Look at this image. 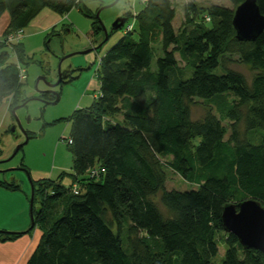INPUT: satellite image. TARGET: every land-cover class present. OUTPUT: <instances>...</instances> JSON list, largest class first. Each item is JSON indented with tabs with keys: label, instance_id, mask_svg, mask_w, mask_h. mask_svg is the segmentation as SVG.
Segmentation results:
<instances>
[{
	"label": "trees",
	"instance_id": "1",
	"mask_svg": "<svg viewBox=\"0 0 264 264\" xmlns=\"http://www.w3.org/2000/svg\"><path fill=\"white\" fill-rule=\"evenodd\" d=\"M83 1L0 0V19L9 15L4 38L45 10L63 17L75 7L101 36L98 16ZM138 1L134 17L123 15L133 17L131 30L99 58L97 97L68 118L70 184L62 185L64 173L30 180L33 226L0 232V241L38 228L25 264H216L224 235L220 264H264L221 221L226 204L264 206V32L254 42L236 39L233 10L245 0H229L233 9L185 4L178 30L173 0ZM256 3L264 16V0ZM6 48L17 64L8 63ZM22 55L20 41H0V99L18 98ZM232 64L249 67L250 80ZM39 97L59 100L51 91ZM196 101L208 108L198 119ZM94 169L104 172L91 177ZM169 173L195 188L168 190ZM0 188L19 191L14 182Z\"/></svg>",
	"mask_w": 264,
	"mask_h": 264
},
{
	"label": "rangeland",
	"instance_id": "2",
	"mask_svg": "<svg viewBox=\"0 0 264 264\" xmlns=\"http://www.w3.org/2000/svg\"><path fill=\"white\" fill-rule=\"evenodd\" d=\"M188 3L199 7L217 5L233 9L229 0H173L175 30L183 24V7ZM139 6L138 0H84L80 7H86L91 14L98 16L104 28L101 36L94 34L92 19L77 7L63 16L64 20L55 28L43 30L32 22L23 30L21 66L26 77L21 81L18 98L0 99V181L14 182L19 187L16 192L0 188V227H19L24 219L30 227V180H56L64 173L62 185L70 184L69 175L74 164L66 145L71 130L68 118L75 110L88 107L98 95L96 69L99 58L124 36L125 26L113 31V22L130 13L134 17ZM5 14L7 17L0 19V26L6 19L9 20V15ZM133 17L125 23L133 24ZM5 50L9 53L8 63L17 64L18 59L12 49ZM177 59L179 61L178 56ZM155 61L156 58L152 66ZM179 65H182L180 61ZM229 67L250 80L252 72L249 67L240 64ZM60 75L66 78H62L63 83L53 88L47 86L48 83H56ZM47 91L57 93L59 100L46 104L39 95ZM206 111L208 108L196 101L192 116L198 119ZM23 143L25 145L16 152ZM166 183L168 190L195 188L172 173L168 174ZM0 232L15 233L2 228ZM223 239L224 235L218 236L216 264H220L224 257Z\"/></svg>",
	"mask_w": 264,
	"mask_h": 264
},
{
	"label": "water",
	"instance_id": "3",
	"mask_svg": "<svg viewBox=\"0 0 264 264\" xmlns=\"http://www.w3.org/2000/svg\"><path fill=\"white\" fill-rule=\"evenodd\" d=\"M125 22L124 17L117 18L111 26L112 30L120 29ZM232 26L239 42L257 40L264 32V16L261 15L256 0H245L233 10ZM62 78L60 75L56 83H48L47 86L53 88L59 85ZM32 196L31 184V226H33ZM221 221L224 232L235 236L244 249H254L264 255V206L260 202L249 199L236 204H226L222 208Z\"/></svg>",
	"mask_w": 264,
	"mask_h": 264
},
{
	"label": "crops",
	"instance_id": "4",
	"mask_svg": "<svg viewBox=\"0 0 264 264\" xmlns=\"http://www.w3.org/2000/svg\"><path fill=\"white\" fill-rule=\"evenodd\" d=\"M5 17H7L6 14H4L1 17V20ZM63 20L64 17L59 18L54 13L45 10L37 18H35V20H33V25L41 26V29L47 30L50 28L51 29L55 28L56 25ZM7 23L9 24V20L6 19L3 23H1L0 26L1 42L4 39V34L8 27ZM22 223L23 224H21L19 227H12V228L0 227V228H2L3 230H9L16 233L25 232L29 225L27 220L25 219L22 221ZM40 236H41V232L39 231L38 228H36L30 235H23L17 240L5 241V242L0 241V264H25L28 256L36 247L40 239Z\"/></svg>",
	"mask_w": 264,
	"mask_h": 264
},
{
	"label": "built area",
	"instance_id": "5",
	"mask_svg": "<svg viewBox=\"0 0 264 264\" xmlns=\"http://www.w3.org/2000/svg\"><path fill=\"white\" fill-rule=\"evenodd\" d=\"M81 1L83 0H75V3L78 5ZM141 3H145V0H140ZM206 21H209V18H206ZM132 28V24L130 25H127L124 29V34L129 32ZM23 37V32L21 30L19 31H16V32H13V33H10L8 34L3 41H5V43L7 45H11V44H15V43H18L19 41H21ZM25 70L23 68H19V78L20 80H25ZM67 143L68 144H71V140H67ZM101 172H104L103 169H100V170H97V169H94L92 171H90V176L91 177H98L99 174Z\"/></svg>",
	"mask_w": 264,
	"mask_h": 264
},
{
	"label": "clouds",
	"instance_id": "6",
	"mask_svg": "<svg viewBox=\"0 0 264 264\" xmlns=\"http://www.w3.org/2000/svg\"><path fill=\"white\" fill-rule=\"evenodd\" d=\"M4 40V39H3Z\"/></svg>",
	"mask_w": 264,
	"mask_h": 264
}]
</instances>
